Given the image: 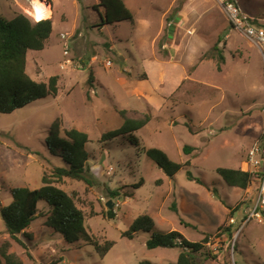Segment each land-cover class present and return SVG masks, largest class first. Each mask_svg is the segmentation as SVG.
Wrapping results in <instances>:
<instances>
[{
    "label": "rangeland",
    "instance_id": "obj_1",
    "mask_svg": "<svg viewBox=\"0 0 264 264\" xmlns=\"http://www.w3.org/2000/svg\"><path fill=\"white\" fill-rule=\"evenodd\" d=\"M123 2L133 24L97 27L98 0H49L51 34L41 51L27 52L25 70L37 82L56 76L57 95L0 114V204L10 203V189L38 188L44 175L62 165L46 143L58 121L61 137L70 129L87 134L89 183L64 179L57 186L74 197L99 243L114 245L100 258L91 246L68 244L49 228L43 234L38 217L29 227L34 241L19 236L26 250L13 243L14 252L23 264H175L180 250L147 249L148 233L122 238L145 214L155 230L178 231L191 242L211 233L201 253L210 251L216 259L201 258V264H263L264 226L250 221L234 241L224 232L230 227L233 234L240 225L238 217L228 226L229 219L251 206L259 183L244 192L226 186L215 172L247 171L249 147L264 142L262 49L231 27L215 0ZM238 2L264 25V0ZM15 14L32 20L27 0H0V16L10 20ZM123 110L130 118L151 117L133 134L137 147L128 136L101 139L121 126ZM142 148H156L189 166L169 179ZM110 191L118 196L110 199ZM104 201L118 205L112 220L104 217ZM38 209L44 213L48 206L38 202ZM5 235L0 219V242ZM44 242L50 243L43 247Z\"/></svg>",
    "mask_w": 264,
    "mask_h": 264
},
{
    "label": "trees",
    "instance_id": "obj_2",
    "mask_svg": "<svg viewBox=\"0 0 264 264\" xmlns=\"http://www.w3.org/2000/svg\"><path fill=\"white\" fill-rule=\"evenodd\" d=\"M46 2L49 4V0ZM99 8L102 9L101 12ZM94 10L98 12L99 17L97 27L124 21L130 24L134 22L132 13L123 0H98ZM257 25L264 28V25ZM51 31L52 22L50 19L33 22L23 14H15L10 20L0 16V114H10L38 99L57 95L56 76L49 78L47 83L37 82L25 70L27 52L41 51ZM214 50L218 53L219 62H223L222 53L217 47ZM91 80L92 75L89 74L88 81L91 82ZM119 114L123 120L121 126L104 133L101 139L109 141L120 136H128L129 143L137 147L138 141L133 134L150 121V115L130 118L124 110ZM59 134L58 121H55L46 143L49 154L60 158L63 162L62 165L55 167L50 177L44 175L41 179V186L38 188L10 189V203L6 206L0 204V219L5 225L8 235L7 239L0 242V264H23L19 255L16 252H11L10 249L12 243H16L26 250V244L21 241L19 236L29 241L32 240V233L27 229L38 217L44 218L43 225L59 234L64 242L68 244L81 242L91 246L100 258L105 257L114 245L111 241L99 243L98 239L88 231L85 225V216L77 207L74 197L57 186L64 179L89 183L88 152L85 149V145L89 142L88 136L75 129L64 130L62 137ZM141 150L169 179H172L182 168L189 166L188 163L180 164L171 161L164 152L156 148H142ZM184 150L189 151L190 149L184 147ZM215 172L224 184L231 188L245 190L251 183H258L252 181V176L247 171L218 167ZM187 178L200 183L199 180L193 179L190 173H187ZM109 194L110 199L118 196L116 191H110ZM38 202L47 204L48 209L44 213L38 209ZM232 213L230 212L231 215ZM104 217L108 220L115 218L112 208L108 209ZM154 227L155 224L151 217L145 214L140 215L134 219L128 230L121 236L131 240L137 232H145L149 234V238L145 242L147 249L178 248L180 252L175 264H201L203 258L216 259V255L210 251L201 253L213 236L211 233L204 234L200 242H191L178 231L161 232L155 230ZM223 229L224 227L219 231ZM224 232L228 238L232 237L230 227H226ZM27 256L32 259L29 253ZM139 264L151 263L144 261Z\"/></svg>",
    "mask_w": 264,
    "mask_h": 264
},
{
    "label": "built area",
    "instance_id": "obj_3",
    "mask_svg": "<svg viewBox=\"0 0 264 264\" xmlns=\"http://www.w3.org/2000/svg\"><path fill=\"white\" fill-rule=\"evenodd\" d=\"M222 11L225 13L231 27L240 31L245 38L250 42L260 47L264 54V28L259 27L254 23L255 19L248 16L242 11L238 0H215ZM30 8V14L34 22L45 20L39 18L46 7H49L45 0H27ZM245 163L247 166V172L252 176V181L259 183L257 187V197L253 204L242 212V218L240 219V225L235 229L233 235V241L237 236L241 234V230L250 221H255L258 224L264 226V142L259 144L257 142L251 145L246 153ZM263 175L259 179V175ZM107 201H104V203ZM105 204V205H106ZM118 205L112 203V208ZM237 214V212H235ZM235 216L230 217L228 226L234 225L238 219ZM233 242L231 243V245Z\"/></svg>",
    "mask_w": 264,
    "mask_h": 264
},
{
    "label": "crops",
    "instance_id": "obj_4",
    "mask_svg": "<svg viewBox=\"0 0 264 264\" xmlns=\"http://www.w3.org/2000/svg\"><path fill=\"white\" fill-rule=\"evenodd\" d=\"M241 7V6H240ZM241 9H242V7H241ZM242 11H244L243 9H242ZM245 12V11H244ZM246 13V12H245ZM247 14V13H246ZM248 15V14H247ZM248 16H250V15H248ZM244 192L246 191V190H243ZM37 207H38V205H37ZM47 209H45V211H46ZM235 212H237V211H235ZM235 214L236 213H234V216H235ZM236 217H237V219H238V217H239V219H241L242 218V212L240 213L239 211L237 212V214H236ZM43 223H44V218H43ZM43 223H41V227H44L43 228V234H44V232H45V230H48V228L47 227H45L44 225H43ZM27 231H29V232H31L32 234H33V232L28 228L27 229ZM50 235H51V233H50ZM53 235V234H52ZM33 237V240L32 241H34V239H35V236L34 235H32ZM8 238V235L6 234L5 236H3V238H2V240H4V239H7ZM50 243V242H49ZM49 243L48 242H44L43 244H42V246L43 247H47L48 245H49ZM10 251L11 252H14V250H13V243H12V246H11V249H10ZM19 255V257L21 256L20 254H18ZM31 257H32V254H31ZM21 258V257H20ZM22 260V259H21ZM22 262H23V260H22Z\"/></svg>",
    "mask_w": 264,
    "mask_h": 264
},
{
    "label": "bare ground",
    "instance_id": "obj_5",
    "mask_svg": "<svg viewBox=\"0 0 264 264\" xmlns=\"http://www.w3.org/2000/svg\"><path fill=\"white\" fill-rule=\"evenodd\" d=\"M50 14H51V12H50L49 7H46L44 13H43L41 16H39V18H44V19H46V17H47L48 15H50Z\"/></svg>",
    "mask_w": 264,
    "mask_h": 264
},
{
    "label": "water",
    "instance_id": "obj_6",
    "mask_svg": "<svg viewBox=\"0 0 264 264\" xmlns=\"http://www.w3.org/2000/svg\"><path fill=\"white\" fill-rule=\"evenodd\" d=\"M106 207L108 209H111L112 208V202L111 201H108L107 204H106Z\"/></svg>",
    "mask_w": 264,
    "mask_h": 264
},
{
    "label": "clouds",
    "instance_id": "obj_7",
    "mask_svg": "<svg viewBox=\"0 0 264 264\" xmlns=\"http://www.w3.org/2000/svg\"><path fill=\"white\" fill-rule=\"evenodd\" d=\"M112 202V201H111Z\"/></svg>",
    "mask_w": 264,
    "mask_h": 264
}]
</instances>
